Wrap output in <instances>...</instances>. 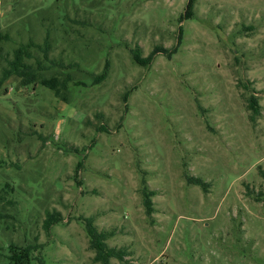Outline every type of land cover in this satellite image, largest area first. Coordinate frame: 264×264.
I'll use <instances>...</instances> for the list:
<instances>
[{
	"label": "rangeland",
	"instance_id": "rangeland-1",
	"mask_svg": "<svg viewBox=\"0 0 264 264\" xmlns=\"http://www.w3.org/2000/svg\"><path fill=\"white\" fill-rule=\"evenodd\" d=\"M187 6L0 0V76L14 49L48 35L29 64L71 78L65 101L14 75L0 87V264L26 246L21 264H100L85 219L125 250L110 264H264V0ZM156 47L169 52L133 61Z\"/></svg>",
	"mask_w": 264,
	"mask_h": 264
},
{
	"label": "trees",
	"instance_id": "trees-1",
	"mask_svg": "<svg viewBox=\"0 0 264 264\" xmlns=\"http://www.w3.org/2000/svg\"><path fill=\"white\" fill-rule=\"evenodd\" d=\"M48 4H54L59 0H45ZM195 0H188V6L186 10V17L189 11L192 9ZM50 7V5H49ZM48 36V35H47ZM45 36L42 46L35 45L33 42H28L26 44L19 45L16 49H14L12 54V59L7 62V67L4 68L1 72L0 76V87L3 83L9 79L11 76H16V78L20 81L19 87H25L33 83H39L42 86L49 88L52 90L56 97H59L61 100L65 101L66 98L62 95V91L68 90V82L71 80L69 76H67L63 80H59L58 77H50L44 78L37 74V69H34L30 64L29 60L31 57L30 50L33 47H37L43 53L44 57L47 56V53L50 49L49 40ZM169 50L165 48L156 47L151 54L146 57H142L140 54L139 48L135 50H131V57L133 61L140 66H147L153 59V56L157 53L167 54ZM173 52V50L171 51ZM108 62L105 64V68L101 74L96 76L95 83H101L107 76ZM39 70V69H38ZM79 85L80 83H75ZM247 110L250 112L249 120L250 122H254L256 118L260 115V105L258 103V99L255 95L251 94L247 99ZM99 130L104 131L102 128ZM80 165L76 167V170ZM261 176L264 180V172L261 171ZM189 183L191 184H202V182L197 178H189ZM152 191H148L146 187H143L142 197H143V205L145 208V213L147 216H150L153 212L151 196H153ZM261 195V193H260ZM263 200L261 201L264 204V195ZM61 221V216L59 213H47L46 218L43 222V228L48 231L53 224H56ZM85 231L89 242V248L94 251V261L100 264H110L111 259H116L120 262L124 261V257L126 256L124 249L110 248L107 246L106 241L109 237L113 235L112 232L98 231L97 228L93 225L92 219H85ZM33 247L26 246L22 249H17L16 247L11 248V254L8 257L9 264H21L22 260L28 261V256Z\"/></svg>",
	"mask_w": 264,
	"mask_h": 264
}]
</instances>
